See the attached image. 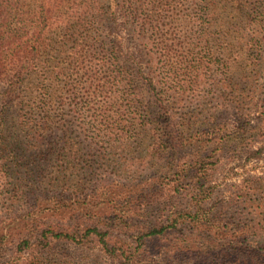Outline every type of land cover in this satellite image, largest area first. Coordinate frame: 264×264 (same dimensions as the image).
<instances>
[{"label":"rangeland","instance_id":"374dc122","mask_svg":"<svg viewBox=\"0 0 264 264\" xmlns=\"http://www.w3.org/2000/svg\"><path fill=\"white\" fill-rule=\"evenodd\" d=\"M145 5L140 33L114 26L117 86L24 90L0 122V264H173V220L191 227L199 205L203 223H264V0ZM70 61V43L54 46L40 79H79ZM160 226L165 238L141 237Z\"/></svg>","mask_w":264,"mask_h":264},{"label":"trees","instance_id":"16d2710c","mask_svg":"<svg viewBox=\"0 0 264 264\" xmlns=\"http://www.w3.org/2000/svg\"><path fill=\"white\" fill-rule=\"evenodd\" d=\"M146 2L0 0V122L9 119L16 99L32 95L35 88L42 89L45 98L57 92L76 97L81 91L88 92L103 74H107L104 78H108L112 86H117L127 71L120 60L119 41L112 36L114 26L125 20L128 25L134 23L133 30L140 33L142 23L154 17L153 13L143 12ZM156 6L152 5V8ZM51 34L54 37H50ZM69 43V64L77 69L84 68L80 78L64 81L56 88L45 84L46 80L40 79L42 75L38 70L42 55L54 46L63 47ZM62 70L57 74H65ZM32 130L37 136L46 135L49 130L47 121L39 122ZM64 130L66 133L68 127ZM68 144L72 143L69 141ZM202 209L199 205L197 211L189 213L193 223L188 228L178 226L184 224L185 219L174 218L173 245L167 248L173 250V264H264V223H261V214L253 213L249 218L242 216L234 221L220 220L217 224L210 221L203 223L210 217H206L205 212L202 215ZM166 227H153L141 237L165 238ZM62 235L72 237L69 233H55L56 237ZM100 240L108 253L112 247H108L103 234H100ZM135 250L137 247L130 249L128 261L134 258Z\"/></svg>","mask_w":264,"mask_h":264}]
</instances>
